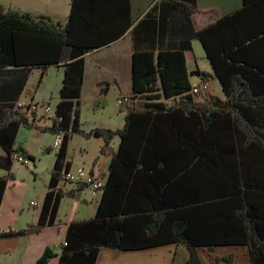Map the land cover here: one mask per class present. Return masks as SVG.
<instances>
[{
  "label": "trees",
  "instance_id": "16d2710c",
  "mask_svg": "<svg viewBox=\"0 0 264 264\" xmlns=\"http://www.w3.org/2000/svg\"><path fill=\"white\" fill-rule=\"evenodd\" d=\"M169 5L168 7L166 5ZM61 27L0 5V207L10 182L13 155L35 159L16 145L20 127L61 137L38 221L0 239L39 234L55 224L62 198L89 188H59L69 172L71 136L101 138L107 175L92 218L67 225L64 243L46 247L34 264H95L102 249L138 251L167 244L186 248L185 264H205L198 249H247L248 264H264V0H242L240 9L203 28L192 27L195 0H159L150 11L182 16V41L132 55L131 95L121 107V130L84 131L79 103L85 55L108 45L129 26V0H71ZM148 12V13H149ZM147 13V15H148ZM198 40L212 73H188L185 52ZM63 66L51 117L16 105L29 74ZM215 79L223 99L199 106L189 77ZM114 138L119 143L112 146ZM91 177H95L89 172ZM215 264H235L233 255Z\"/></svg>",
  "mask_w": 264,
  "mask_h": 264
},
{
  "label": "crops",
  "instance_id": "0c3cea01",
  "mask_svg": "<svg viewBox=\"0 0 264 264\" xmlns=\"http://www.w3.org/2000/svg\"><path fill=\"white\" fill-rule=\"evenodd\" d=\"M158 1L129 0V26L125 32L108 45L85 55V69L79 103L80 106L85 105L88 107L87 109L92 115L91 120L85 123L82 122L80 116V124L82 122L83 125L81 124V126L84 131L90 132L96 128L115 131L123 128L125 112L121 111L116 101L119 97L127 98L131 95L132 55L135 47L138 50L153 49L157 51L168 44L176 45L182 41L183 37L181 33L177 36V30L181 31L183 25H186L184 18L170 13V9H167L164 14H160L159 9L149 12V9ZM70 3L71 0H0V5L5 8H10L20 14H28L32 18L44 16L61 27L68 21ZM241 5L242 0H195V9L191 17L192 27L194 29L203 28L214 19L240 9ZM184 55L188 73H193L196 70L212 73L211 66L206 60V55L198 40L191 41V50L185 52ZM202 66L205 69H201ZM62 80L63 66H51L42 78L40 69L32 70L16 105H30V107L33 105H49L51 108V104L54 103L51 110L54 112L58 103ZM189 82L191 87L207 83L209 86L208 93L211 96L215 95L214 97L223 99L221 87L215 79L203 80L197 75H191ZM211 90L217 93L212 94ZM195 101L199 106L206 103L205 99L201 98H195ZM36 113L41 114V111L38 109ZM20 129L17 132L16 142L22 140L21 147L34 159L40 157L44 150L47 149L48 152L54 149L52 146L55 135L50 137L49 140H45V134L34 129L30 130L27 138H24L19 137ZM116 139L118 138H114L112 143L114 148L119 143V140ZM84 141L83 147L78 149L79 155L77 156L83 161L82 166L75 163V150L70 151L67 147V157L70 161L69 171L72 175H75L79 168H83L84 173L91 171L95 178L101 179L104 183L110 157L99 156L93 167L91 164L98 156L103 141L101 138L94 137L89 140L85 138ZM90 143L95 144V148L92 150L89 149ZM54 151L56 152V149ZM4 155V152L0 149V157ZM5 173V170H0V176ZM21 185L22 183L17 179L10 182L3 194L0 207V233L18 231L38 221L39 209L33 211L28 222L25 223L24 211L22 210ZM59 188L73 190L75 185L60 183ZM85 192L90 194L86 197ZM44 193H46V190ZM44 193L40 197V206L42 205ZM93 194L94 190L89 187L77 192L74 198H62L59 209H57L55 224L45 227L39 234L0 239V264H34L46 247H52L58 251L59 246L64 243L68 224L93 217L97 209L99 195H101L98 193L93 196ZM92 204V213L85 215L84 210ZM236 249L243 250L246 248L224 246L215 247L210 252L201 247L198 249V253L205 264H215L216 256L234 253ZM188 257L189 254L185 247L178 244H167L138 251L102 249L96 258L95 264H185ZM48 264H58V260H51ZM219 264L224 263L220 261Z\"/></svg>",
  "mask_w": 264,
  "mask_h": 264
},
{
  "label": "rangeland",
  "instance_id": "374dc122",
  "mask_svg": "<svg viewBox=\"0 0 264 264\" xmlns=\"http://www.w3.org/2000/svg\"><path fill=\"white\" fill-rule=\"evenodd\" d=\"M202 67L203 68H201V69H205L204 66H202ZM211 93L215 94L217 92H214L213 90H211ZM204 104H206V103H202L200 105L203 106ZM52 105H54V103L51 104V110H52ZM87 108L88 107H86L85 105H82L80 108L81 120L83 123H85L87 121L89 122L91 120L90 117L92 114L90 113V111H88ZM38 115H41V114H38ZM82 122H81V124H82ZM20 128L21 129H20L19 137H24V138L26 137L27 138V135L30 133V130L25 129V127H20ZM50 137H53V135L45 133V135H44L45 140H49ZM71 139H70L71 140L70 141L71 142L70 147L69 146L68 147H69L70 151H72L73 149L75 150V154H76L75 163L76 164L79 163L82 166L83 161L81 159H79L77 156L79 155V151H78L79 147H83V145H84L83 143L85 142L84 141L85 137L80 136V135H74V136H71ZM87 140H89V139H87ZM116 140H118V139H116ZM20 143H23V141L19 140L18 142H16L15 146L19 145ZM89 146H90L89 147L90 150L95 148L94 143H90ZM46 150H44L43 154L40 157L36 158L33 163L29 162L28 166H24L23 164L15 162V161H13V163H12V170L11 171L14 174V179L15 180L17 179L19 182L22 183V185H21V189H22L21 196H22V203H23L22 210L24 211L23 216H24L25 223L28 222L33 211H36L37 209H39L41 207L40 206V197L42 196V194L46 190V185H47L48 179L50 177V173L52 170V165H53L54 157H55L54 156L55 151H54V149L50 150L48 152ZM85 161H87V160H85ZM84 194L87 197L90 193L85 192ZM32 202L36 203L37 206H35V207L31 206ZM92 210H93V204L88 205V208L84 210L85 215L91 214ZM230 254L233 255V259H234L233 261L235 264H248V262H249L246 249H243V250L236 249L234 253H228L225 256L230 255ZM216 257H221V256H216Z\"/></svg>",
  "mask_w": 264,
  "mask_h": 264
},
{
  "label": "built area",
  "instance_id": "2783aa9c",
  "mask_svg": "<svg viewBox=\"0 0 264 264\" xmlns=\"http://www.w3.org/2000/svg\"><path fill=\"white\" fill-rule=\"evenodd\" d=\"M208 89H209V86L207 83H204L201 86L196 85L191 88L190 94L195 95V96L198 95L199 98L205 99L207 96L210 95L208 93L209 92ZM126 102H127L126 97H119L116 101V104L120 106L121 108ZM38 109L41 111V115L43 116L51 117L53 115V112L51 111V108L49 105H39V106L33 105L30 107V110L33 112H37ZM60 144H61V137L55 135V139H54L52 147L57 150ZM13 161L21 163L24 166L29 165V160L25 159L24 156L20 153L13 155ZM79 182H86L87 184H89L90 185L89 187H91L94 190L93 196L97 195L98 193L101 194L100 188L103 186L102 180L97 179L95 177L94 178L91 177L89 173H84L83 168H79L75 175H72L70 171L65 172L63 173L62 178H60V183H63V184L70 183V184L75 185ZM31 206L35 207L37 206V204L32 202Z\"/></svg>",
  "mask_w": 264,
  "mask_h": 264
}]
</instances>
